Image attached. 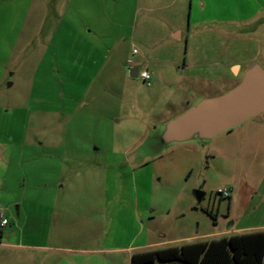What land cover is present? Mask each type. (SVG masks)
<instances>
[{
    "label": "rangeland",
    "instance_id": "1",
    "mask_svg": "<svg viewBox=\"0 0 264 264\" xmlns=\"http://www.w3.org/2000/svg\"><path fill=\"white\" fill-rule=\"evenodd\" d=\"M198 1L0 0V264H129L127 247L264 231V115L232 138L156 139L264 69L255 0H221L248 17L222 29L195 28Z\"/></svg>",
    "mask_w": 264,
    "mask_h": 264
},
{
    "label": "water",
    "instance_id": "2",
    "mask_svg": "<svg viewBox=\"0 0 264 264\" xmlns=\"http://www.w3.org/2000/svg\"><path fill=\"white\" fill-rule=\"evenodd\" d=\"M138 68H128V76L137 78ZM264 114V69L256 62L243 72L241 81L226 93L203 99L167 122L157 132L162 146L185 142L206 143L221 133L238 128L248 120L259 121ZM199 201L200 191L194 192Z\"/></svg>",
    "mask_w": 264,
    "mask_h": 264
},
{
    "label": "trees",
    "instance_id": "3",
    "mask_svg": "<svg viewBox=\"0 0 264 264\" xmlns=\"http://www.w3.org/2000/svg\"><path fill=\"white\" fill-rule=\"evenodd\" d=\"M130 264H264V231L135 252Z\"/></svg>",
    "mask_w": 264,
    "mask_h": 264
},
{
    "label": "crops",
    "instance_id": "4",
    "mask_svg": "<svg viewBox=\"0 0 264 264\" xmlns=\"http://www.w3.org/2000/svg\"><path fill=\"white\" fill-rule=\"evenodd\" d=\"M199 9L198 11L202 12L203 18L197 17L194 21L195 28H210L213 27L214 29H222L229 26H236L238 21H242L247 19L248 17H244V11L237 6V7H224L221 0H218V2H211V0H199ZM236 2V0H235ZM255 4L257 5L256 8L253 10L252 18L257 19L255 20V24L253 26L254 33H261L262 29L264 30V0H255ZM191 9V8H190ZM202 9V10H201ZM260 17V18H259ZM191 18V14H190ZM193 25V24H192ZM195 35V34H194ZM175 38H179L180 34H174ZM188 36L186 40L188 41ZM253 60V59H252ZM255 61H250L248 65L245 67V69ZM146 69V68H144ZM231 69L236 70L234 75H238L239 71L242 69V67L238 64H232ZM244 69V70H245ZM150 77V76H149ZM246 128V125L244 124L242 127L238 129H234L231 132L225 133L226 138H232L233 136L244 135V129ZM238 231V230H237ZM241 231V230H240ZM238 231V232H240ZM234 234H243V233H237ZM190 237L186 238L187 243H192ZM185 244V243H184ZM135 248V249H134ZM162 248V247H159ZM156 248V249H159ZM152 248L148 244L139 245L136 247H127L124 248V250L129 251V264H130V257L135 252L140 251H147L151 250ZM113 251V250H112Z\"/></svg>",
    "mask_w": 264,
    "mask_h": 264
},
{
    "label": "built area",
    "instance_id": "5",
    "mask_svg": "<svg viewBox=\"0 0 264 264\" xmlns=\"http://www.w3.org/2000/svg\"><path fill=\"white\" fill-rule=\"evenodd\" d=\"M133 54H135V51H133ZM137 78L140 79L142 82H147L149 81L150 77L146 69H142L138 71ZM219 195L221 198H229L230 197V192L228 189L224 188L222 190H219ZM6 224V220L3 219L2 216H0V226H4Z\"/></svg>",
    "mask_w": 264,
    "mask_h": 264
},
{
    "label": "flooded vegetation",
    "instance_id": "6",
    "mask_svg": "<svg viewBox=\"0 0 264 264\" xmlns=\"http://www.w3.org/2000/svg\"><path fill=\"white\" fill-rule=\"evenodd\" d=\"M262 115H264V114H262ZM262 115H260V118H259V121H255V120H253V119H251V120H248V121H250V122H252V123H255V124H260V123H262ZM247 122V121H246ZM245 122V123H246ZM245 123H243L240 127H242ZM240 127H238V128H240ZM235 129V128H234ZM234 129H231V130H228V131H226V132H224V133H228V132H231L232 130H234Z\"/></svg>",
    "mask_w": 264,
    "mask_h": 264
}]
</instances>
